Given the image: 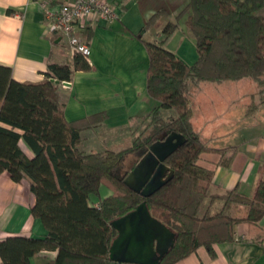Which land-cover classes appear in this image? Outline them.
I'll return each mask as SVG.
<instances>
[{
  "label": "trees",
  "instance_id": "trees-1",
  "mask_svg": "<svg viewBox=\"0 0 264 264\" xmlns=\"http://www.w3.org/2000/svg\"><path fill=\"white\" fill-rule=\"evenodd\" d=\"M163 12L146 25L152 27ZM184 16L198 58L189 64L165 46L177 21L164 26L162 37L143 41L150 57L147 89L157 104L132 145L120 150L80 148L82 132L99 126L105 113L66 119L67 96L61 85L70 83L76 70L91 69L87 57L76 53L73 63L50 61L47 78L38 82L18 81L10 66L0 65V172L28 181L35 196L32 214L47 229L44 237L1 240L0 264H33V257L44 250L56 255L43 264H120L110 258L118 235L112 221L143 201L177 234L160 264H175L200 246L215 257L214 245L234 241L237 224H256L264 217V174L253 196L239 187L210 192L214 170L199 163L201 154L218 151L219 163L230 166L237 146L206 145L195 128L190 94L191 86L202 82L250 78L257 84L258 101L247 105L246 112L253 115L264 106V0H188L177 19ZM172 132L186 137L165 161L174 175L144 197L125 179L150 146ZM21 139L33 157L23 150ZM131 158L135 163L129 166ZM103 187L111 191L108 196H102ZM216 203L221 205L214 207Z\"/></svg>",
  "mask_w": 264,
  "mask_h": 264
},
{
  "label": "crops",
  "instance_id": "crops-1",
  "mask_svg": "<svg viewBox=\"0 0 264 264\" xmlns=\"http://www.w3.org/2000/svg\"><path fill=\"white\" fill-rule=\"evenodd\" d=\"M46 1L57 9L68 0ZM109 1L118 17L109 21L91 17L86 28L79 31L92 50L91 69L76 70L70 84H62L61 88L67 96L68 121L98 113L106 115L99 126L82 132L84 140L93 130L105 142L106 136L113 142H122L140 133L139 126L157 104L147 89L150 57L143 41L162 37V26L175 21L188 0ZM42 2L0 0V65L10 66L13 77L21 82L45 80L50 61L73 63L74 56L67 50L66 39L49 31ZM160 10L164 12L150 30L146 24ZM180 19L186 21V16ZM234 101L210 98L206 105L210 108L217 105L219 110L198 109V115L193 105L196 131L207 146L217 149L237 146L230 166L219 163L222 154L218 151L203 152L199 163L214 170L211 193L239 187L253 196L264 174V127L262 132L256 127L253 130L250 121L255 114H247L248 103L242 102L237 108L239 103ZM84 140L80 148L86 151ZM20 145L29 157L34 156L23 139ZM110 193L107 188L101 189L102 196ZM34 202L28 181L17 182L7 171L0 172V241L8 236L46 235L44 224L32 214ZM220 205L216 203L214 207ZM214 248L215 257L200 246L175 264H264V217L256 224H237L235 240L217 243ZM55 255L56 251L44 250L33 257L32 263H46Z\"/></svg>",
  "mask_w": 264,
  "mask_h": 264
},
{
  "label": "water",
  "instance_id": "water-1",
  "mask_svg": "<svg viewBox=\"0 0 264 264\" xmlns=\"http://www.w3.org/2000/svg\"><path fill=\"white\" fill-rule=\"evenodd\" d=\"M185 140L184 135L172 132L154 142L130 171L126 184L144 197L153 195L172 179L174 172L165 161ZM112 225L118 235L112 241L110 258L118 263L160 264L177 239L174 230L152 215L146 201L114 219Z\"/></svg>",
  "mask_w": 264,
  "mask_h": 264
},
{
  "label": "rangeland",
  "instance_id": "rangeland-1",
  "mask_svg": "<svg viewBox=\"0 0 264 264\" xmlns=\"http://www.w3.org/2000/svg\"><path fill=\"white\" fill-rule=\"evenodd\" d=\"M179 20L181 19H177V18L175 19V21H177L178 23V28L167 39L165 46L168 49L173 50L185 62L189 64H193L198 58L195 39L189 33L187 26L185 24L186 21H184V19H182L181 21ZM156 23L153 26H155ZM153 26L150 27V30L154 28ZM164 26L165 25L162 26L160 34H162V30ZM190 94H191L192 102H193L197 115L199 114L198 109L202 110L208 107L206 105L207 104L206 102L210 98L217 99V100L218 99L228 100V101H231L234 99L235 104L239 103L238 105H236L237 108L240 107V103L242 104V102H247L249 105L253 101H258L257 84L250 78L227 80V81L218 82V83L202 82L198 85L191 86ZM196 94L197 96L199 94L198 98L196 97ZM254 96H255V99H254ZM212 109L217 112L219 110V107L217 105H214L212 108H210V111H213ZM250 122H251L250 127H252L253 130H255V127H256L257 131L260 130V132H262L263 130L262 127H264V106L261 107L260 110L257 111V113H255V116L251 117ZM147 124H148V121L147 120L144 121L142 125L139 126L140 129L143 130ZM245 128H247V126ZM100 130H104V129L100 128ZM250 131L251 133H255V131H252V130ZM90 132H91V135H89L88 138L84 140L87 146L86 148L87 152H97V151H103L106 149L120 150V149H123L125 147L132 145L133 139H134L132 138L131 140L128 139L127 141H125L126 140L125 139L122 142H113L111 140V137L106 136L107 142H105L102 140L104 138L99 137L98 135H95V133H93V130H91ZM128 163H129V166H132L135 163V160L131 158Z\"/></svg>",
  "mask_w": 264,
  "mask_h": 264
},
{
  "label": "built area",
  "instance_id": "built-area-1",
  "mask_svg": "<svg viewBox=\"0 0 264 264\" xmlns=\"http://www.w3.org/2000/svg\"><path fill=\"white\" fill-rule=\"evenodd\" d=\"M48 29L52 34L66 39V47L72 56L81 53L89 59L91 47L79 33L86 28L91 17L114 20L118 17L115 6L109 0H68L57 9L43 0Z\"/></svg>",
  "mask_w": 264,
  "mask_h": 264
}]
</instances>
